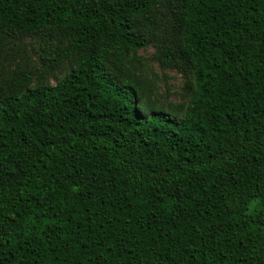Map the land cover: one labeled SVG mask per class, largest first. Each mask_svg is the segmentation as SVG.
Returning <instances> with one entry per match:
<instances>
[{"label": "trees", "instance_id": "16d2710c", "mask_svg": "<svg viewBox=\"0 0 264 264\" xmlns=\"http://www.w3.org/2000/svg\"><path fill=\"white\" fill-rule=\"evenodd\" d=\"M15 35L71 66L0 95V264H264V0H0Z\"/></svg>", "mask_w": 264, "mask_h": 264}, {"label": "rangeland", "instance_id": "374dc122", "mask_svg": "<svg viewBox=\"0 0 264 264\" xmlns=\"http://www.w3.org/2000/svg\"><path fill=\"white\" fill-rule=\"evenodd\" d=\"M42 43L43 41L39 38L15 35L14 40L9 39L0 44V88L9 86L2 90L0 95H10L21 89L34 88L40 83L55 85L57 80L69 71L71 64L65 58L48 68L42 66L45 61L43 58L46 56L40 47ZM52 43L55 44L51 40L48 41L47 50H54L51 48ZM154 52L155 49L149 46L136 53L138 61L143 65L140 73L144 74L150 89L147 95L152 100L177 105L183 101L188 80L175 70L162 68L155 61ZM30 72L34 73L28 79L20 80L23 74ZM44 77H48V80Z\"/></svg>", "mask_w": 264, "mask_h": 264}]
</instances>
